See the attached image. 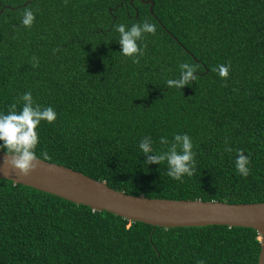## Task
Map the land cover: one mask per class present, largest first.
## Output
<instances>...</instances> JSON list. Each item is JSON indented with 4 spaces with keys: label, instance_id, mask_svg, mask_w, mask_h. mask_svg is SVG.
Listing matches in <instances>:
<instances>
[{
    "label": "trees",
    "instance_id": "obj_1",
    "mask_svg": "<svg viewBox=\"0 0 264 264\" xmlns=\"http://www.w3.org/2000/svg\"><path fill=\"white\" fill-rule=\"evenodd\" d=\"M150 1L151 11L138 0H0V112L19 111L30 91L56 112L37 128V156L127 194L264 201V0ZM145 20L155 32L133 63L114 25ZM180 63L195 79L166 87ZM174 133L194 145L195 172L182 182L166 162L144 165L138 148L150 137L164 151L160 137ZM259 250L251 227L152 226L0 178V264H256Z\"/></svg>",
    "mask_w": 264,
    "mask_h": 264
},
{
    "label": "water",
    "instance_id": "obj_2",
    "mask_svg": "<svg viewBox=\"0 0 264 264\" xmlns=\"http://www.w3.org/2000/svg\"><path fill=\"white\" fill-rule=\"evenodd\" d=\"M149 3L152 1L138 0ZM0 178L54 193L92 210L108 211L129 221H140L159 227H192L226 225L251 227L260 236V250L256 264H264V201L228 203L201 199H167L131 195L109 187L104 181L54 162L43 160L27 176L2 163Z\"/></svg>",
    "mask_w": 264,
    "mask_h": 264
},
{
    "label": "clouds",
    "instance_id": "obj_3",
    "mask_svg": "<svg viewBox=\"0 0 264 264\" xmlns=\"http://www.w3.org/2000/svg\"><path fill=\"white\" fill-rule=\"evenodd\" d=\"M35 14L32 9L26 8L21 14V23L30 27ZM114 30L119 34L118 43L120 53L132 58L133 63L138 62V57L144 54V45L141 41L144 34H154L155 26L147 20L133 23L114 25ZM35 60V57H32ZM35 67V64L33 65ZM228 66L219 65L218 75L226 77ZM195 66L189 63L179 64V75L175 79H167L166 87L182 89L195 79L193 73ZM22 106L16 111V103H13L6 112H0V148L4 149L2 163L8 167L19 170L21 175L27 176L36 170L37 166L47 160V153L41 152L38 157L36 146L39 142L37 128L41 121L52 123L56 119V112L52 106L42 107L34 103L32 93L24 92L19 96ZM161 145H167V149L155 152L150 137H142L138 143L141 155L145 157L143 164H158L166 162L167 175L173 180L181 181L184 176L191 177L195 172V152L191 137L187 133H174L171 142L166 137L159 139ZM230 150V149H226ZM250 161L242 152H237L235 169L241 176H247ZM260 237V236H259ZM203 264V262H201Z\"/></svg>",
    "mask_w": 264,
    "mask_h": 264
}]
</instances>
